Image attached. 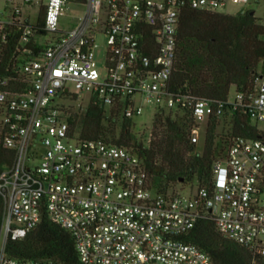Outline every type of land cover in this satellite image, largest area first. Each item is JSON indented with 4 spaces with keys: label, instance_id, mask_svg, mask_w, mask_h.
<instances>
[{
    "label": "built area",
    "instance_id": "obj_1",
    "mask_svg": "<svg viewBox=\"0 0 264 264\" xmlns=\"http://www.w3.org/2000/svg\"><path fill=\"white\" fill-rule=\"evenodd\" d=\"M227 3L0 2V141L14 152L0 173V264H65L7 252L9 239L26 237L44 213L74 236L84 264H215L187 240L201 219H212L221 234L252 251L253 264H264V69L252 88L225 102L175 95L170 87L184 10L222 12ZM72 5L84 11L73 15ZM62 19L75 25L65 30ZM93 100L132 119L146 104L187 109L196 144L204 139L201 125L223 117L227 106L248 115L261 136L236 137L214 162L208 186L196 183L189 194L177 185L195 183L158 189L134 148L82 138L73 126L71 102L85 110Z\"/></svg>",
    "mask_w": 264,
    "mask_h": 264
},
{
    "label": "trees",
    "instance_id": "obj_2",
    "mask_svg": "<svg viewBox=\"0 0 264 264\" xmlns=\"http://www.w3.org/2000/svg\"><path fill=\"white\" fill-rule=\"evenodd\" d=\"M260 68L264 69V20L252 14L209 12L186 8L182 14L177 41L171 92L175 95L225 102L235 92L253 87ZM72 124L82 138L103 140L134 148L145 160L158 189L171 184L209 185L214 162L226 155L238 136H261L248 115L225 107L223 117L210 118L203 148L191 140L195 121L190 111L159 110L151 137L138 141L133 119L115 108L93 102L74 113ZM222 127L221 131L219 128ZM14 160V152L0 141V173ZM4 201L0 196V229ZM187 240L207 251L215 264H253L252 251L221 234L212 219H201ZM7 252L17 259H53L65 264H84L74 236L54 223L46 213L40 224L22 239H9Z\"/></svg>",
    "mask_w": 264,
    "mask_h": 264
},
{
    "label": "rangeland",
    "instance_id": "obj_3",
    "mask_svg": "<svg viewBox=\"0 0 264 264\" xmlns=\"http://www.w3.org/2000/svg\"><path fill=\"white\" fill-rule=\"evenodd\" d=\"M0 2L3 3L4 0H0ZM39 6L40 5H36L34 9L35 16L39 14ZM243 7H246L248 11L254 10L256 16L264 20V0H250L248 3H242L239 2L238 0H228L226 8H224L222 12L235 14L238 13ZM72 9L74 10L73 15L80 14L81 12L84 11V7L77 5L76 6L72 5ZM74 25H75V19H71V20L62 19L60 22L61 28L65 30L71 29ZM50 38H52V35L49 34L46 37H44V40L47 41ZM99 41L101 43L104 42L102 37L99 38ZM101 53L102 52L100 50L98 52V55ZM99 58H101V55L99 56ZM234 94H235V88L233 87L231 90V97H234ZM71 103H72L71 111L73 113L81 114L84 111L83 108L79 107L75 101H72ZM158 111L159 110L155 107V105L146 104L144 106L143 112L133 117L134 125L132 127V132L134 133V136L138 141L145 142L149 140L154 125L155 116ZM259 126L264 127V123H260ZM205 129L206 126L203 123L201 125V132L203 137H204ZM221 129L222 127L219 128V131H221ZM197 145H198L197 151H201L203 148V139ZM195 187H196V183L194 184V187H192L191 185H186L185 187H183L182 185H177V188H179L180 191L183 192L184 194H189L191 189L192 188L194 189Z\"/></svg>",
    "mask_w": 264,
    "mask_h": 264
},
{
    "label": "water",
    "instance_id": "obj_4",
    "mask_svg": "<svg viewBox=\"0 0 264 264\" xmlns=\"http://www.w3.org/2000/svg\"><path fill=\"white\" fill-rule=\"evenodd\" d=\"M239 12H240V13H245V12H246V8L243 7ZM251 13H252V14H255V11L253 10V11H251Z\"/></svg>",
    "mask_w": 264,
    "mask_h": 264
}]
</instances>
